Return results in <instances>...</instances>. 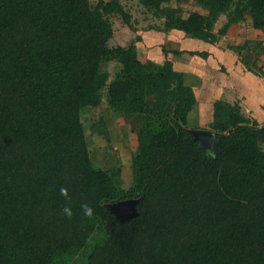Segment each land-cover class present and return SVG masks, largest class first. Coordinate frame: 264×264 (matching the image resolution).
Segmentation results:
<instances>
[{
  "label": "trees",
  "instance_id": "trees-1",
  "mask_svg": "<svg viewBox=\"0 0 264 264\" xmlns=\"http://www.w3.org/2000/svg\"><path fill=\"white\" fill-rule=\"evenodd\" d=\"M138 1L210 44L245 12L264 30V0H191L206 13L187 17L168 5L179 0ZM109 14L133 30L119 0H0V264H67L79 252L73 264H264V130L216 101L218 153L206 158L188 130L184 75L139 61L132 45L108 48ZM111 61L121 68L108 81ZM103 97L134 125L125 190L119 168L92 162L80 119ZM125 200L136 215L118 222L109 205Z\"/></svg>",
  "mask_w": 264,
  "mask_h": 264
},
{
  "label": "crops",
  "instance_id": "crops-1",
  "mask_svg": "<svg viewBox=\"0 0 264 264\" xmlns=\"http://www.w3.org/2000/svg\"><path fill=\"white\" fill-rule=\"evenodd\" d=\"M241 22L229 27L231 29H227L226 34L221 36L223 39L214 44L194 39L178 30L162 33L140 29L134 34L137 40L132 46L139 61H152L159 65L169 61L176 72L184 75L185 84L195 96V105L187 115V126L195 141L201 144V150L205 142L210 141L209 136L214 137L215 146L219 140L220 135L209 129L216 101L237 104L244 117L256 122L259 128L264 126L263 67L261 71L248 68L234 51L235 48L231 47L239 45L237 40L240 38L244 41L261 40L264 45L260 35L264 30L253 28L247 20L248 28L242 29L240 35L235 37L233 28H239ZM216 23L214 32L219 29L216 28ZM227 39L229 43L225 45L229 46H222L221 41ZM120 46L124 48L123 45ZM174 52L180 53L175 55ZM189 52H204L205 55L200 57L190 55ZM117 65L118 71L121 67L118 63ZM195 132L200 134L194 135Z\"/></svg>",
  "mask_w": 264,
  "mask_h": 264
},
{
  "label": "rangeland",
  "instance_id": "rangeland-1",
  "mask_svg": "<svg viewBox=\"0 0 264 264\" xmlns=\"http://www.w3.org/2000/svg\"><path fill=\"white\" fill-rule=\"evenodd\" d=\"M89 2L91 7H94L98 0H89ZM119 2L124 11L130 15V24L133 30L129 29L117 14L107 15V19L111 23L113 30L112 37L107 43L108 48H115L120 45L128 48L136 42L137 37L134 34L140 29L143 31H160L162 33L170 30L165 25L164 18L158 17L154 10L144 8L138 0H119ZM168 5L179 9L183 17H187L191 12L206 13L204 9L191 0L173 1ZM244 17L245 20L240 23V27L233 28L234 31L232 30L233 33H236L235 37L240 35L242 29L248 28V24L246 23L247 20L250 21L249 14L245 12ZM226 23L227 17L221 15L216 23V28L220 29ZM229 27L232 28L233 25L226 28L231 29ZM260 35H262L264 42V31ZM222 39L223 37H219L218 41ZM237 42L239 45H232L231 47L235 48L234 51L238 53L240 60L248 68L261 71L263 67L264 70V45H262V41L257 39L244 41L240 38ZM227 43H229L228 39L227 41H221L222 46H226L225 44ZM117 67V63L111 61L102 63L100 70L108 73V81H110L117 73ZM80 119L84 127L90 158L94 162V165L102 169L119 168L121 187L124 190L128 189L132 182L131 163L137 147L136 136L132 131L134 127L133 122L125 119L123 116L114 114L108 107L104 97L98 107L85 109L81 113ZM209 140L203 145L202 152L206 158H216L219 140H217L216 146L214 145L215 143L213 144V136H209ZM199 146L201 148V144ZM134 208L135 205L133 204L109 205L110 212L118 222H123L134 217L136 215ZM84 256V252L75 253L72 256V260L67 262V264L76 263V261L82 259Z\"/></svg>",
  "mask_w": 264,
  "mask_h": 264
},
{
  "label": "clouds",
  "instance_id": "clouds-1",
  "mask_svg": "<svg viewBox=\"0 0 264 264\" xmlns=\"http://www.w3.org/2000/svg\"><path fill=\"white\" fill-rule=\"evenodd\" d=\"M60 192H61V195L63 196H67V189L66 188H61L60 189ZM81 209L83 210V215L86 216V217H92L93 214H94V209L92 206H90L89 204L87 203H83L81 204ZM63 212L66 216L68 217H71L72 216V209L68 206H65L63 208Z\"/></svg>",
  "mask_w": 264,
  "mask_h": 264
},
{
  "label": "water",
  "instance_id": "water-1",
  "mask_svg": "<svg viewBox=\"0 0 264 264\" xmlns=\"http://www.w3.org/2000/svg\"><path fill=\"white\" fill-rule=\"evenodd\" d=\"M262 130H264V126H262L261 128H259V131H262ZM196 134H200V132H195L194 133V135H196ZM195 140V139H194ZM135 203H136V200H125V201H122L121 203L119 202V203H117V204H115L116 206H118L119 204L121 205V204H123V205H128V204H133V205H135ZM134 210H135V208H134ZM136 213V212H135Z\"/></svg>",
  "mask_w": 264,
  "mask_h": 264
}]
</instances>
